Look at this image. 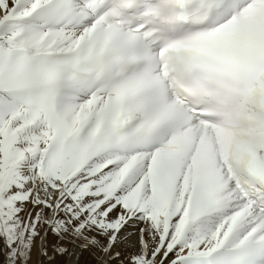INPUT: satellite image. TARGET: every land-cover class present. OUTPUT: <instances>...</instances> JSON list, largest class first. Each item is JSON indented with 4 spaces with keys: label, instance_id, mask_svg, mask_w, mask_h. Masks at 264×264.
I'll list each match as a JSON object with an SVG mask.
<instances>
[{
    "label": "snow or ice",
    "instance_id": "6c2138e0",
    "mask_svg": "<svg viewBox=\"0 0 264 264\" xmlns=\"http://www.w3.org/2000/svg\"><path fill=\"white\" fill-rule=\"evenodd\" d=\"M84 254L264 264V0H0V264Z\"/></svg>",
    "mask_w": 264,
    "mask_h": 264
},
{
    "label": "bare ground",
    "instance_id": "6f19581e",
    "mask_svg": "<svg viewBox=\"0 0 264 264\" xmlns=\"http://www.w3.org/2000/svg\"><path fill=\"white\" fill-rule=\"evenodd\" d=\"M37 259L35 254L33 255V262ZM3 260V256L0 255V261ZM72 264H76L75 261L72 262ZM79 264H91V257L88 254H84L79 261Z\"/></svg>",
    "mask_w": 264,
    "mask_h": 264
}]
</instances>
